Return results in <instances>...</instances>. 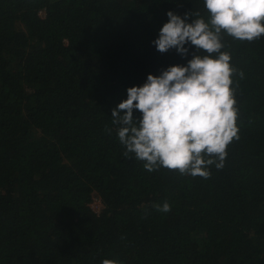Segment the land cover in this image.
<instances>
[{
  "label": "trees",
  "instance_id": "16d2710c",
  "mask_svg": "<svg viewBox=\"0 0 264 264\" xmlns=\"http://www.w3.org/2000/svg\"><path fill=\"white\" fill-rule=\"evenodd\" d=\"M169 11L210 20L204 0H0V264H264V36L222 33L239 128L223 168L123 155L127 89L207 55L157 51Z\"/></svg>",
  "mask_w": 264,
  "mask_h": 264
},
{
  "label": "clouds",
  "instance_id": "9594fccd",
  "mask_svg": "<svg viewBox=\"0 0 264 264\" xmlns=\"http://www.w3.org/2000/svg\"><path fill=\"white\" fill-rule=\"evenodd\" d=\"M210 20L184 17L169 11V20L153 41L157 51L175 49L187 56L189 48L198 52L187 65H173L160 75L149 74L142 86L129 87L127 99L112 110V122L119 125L118 139L129 158L144 161L149 172L164 167L183 175H211L210 166H224L227 147L239 139L238 109L234 98L231 55L223 52L222 33L237 40L255 41L264 36V0H204ZM216 54V55H213ZM243 77V73H240ZM134 110L141 118H134ZM167 213L171 205L156 204ZM102 264H122L104 259Z\"/></svg>",
  "mask_w": 264,
  "mask_h": 264
},
{
  "label": "rangeland",
  "instance_id": "374dc122",
  "mask_svg": "<svg viewBox=\"0 0 264 264\" xmlns=\"http://www.w3.org/2000/svg\"><path fill=\"white\" fill-rule=\"evenodd\" d=\"M92 206H93L94 210H96V211H98V209L101 208L100 203H99L98 200H95V201L93 202Z\"/></svg>",
  "mask_w": 264,
  "mask_h": 264
},
{
  "label": "built area",
  "instance_id": "2783aa9c",
  "mask_svg": "<svg viewBox=\"0 0 264 264\" xmlns=\"http://www.w3.org/2000/svg\"><path fill=\"white\" fill-rule=\"evenodd\" d=\"M95 200H98V201H99V203H100V206H101V208H100V209H98V211L94 210V208H93V206H92V204H93V202H94ZM94 201H93V202H92V204H91V207H92V209H93L95 212H100V210L103 208V204H102L101 200H100V199H97V198H95V199H94Z\"/></svg>",
  "mask_w": 264,
  "mask_h": 264
}]
</instances>
